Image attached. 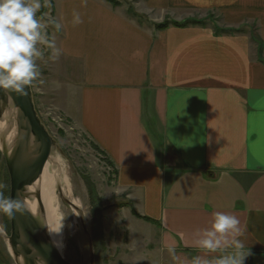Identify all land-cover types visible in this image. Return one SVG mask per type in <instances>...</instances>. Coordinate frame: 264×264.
<instances>
[{
  "label": "crops",
  "instance_id": "obj_1",
  "mask_svg": "<svg viewBox=\"0 0 264 264\" xmlns=\"http://www.w3.org/2000/svg\"><path fill=\"white\" fill-rule=\"evenodd\" d=\"M131 1L146 24L106 0L58 1L60 57L81 64V129L135 212L158 223L130 211L134 226L156 234L160 264H175L169 248L201 254L195 233L215 212L238 217L245 264H264V0ZM73 11L82 24L70 23ZM211 13L242 32L154 28Z\"/></svg>",
  "mask_w": 264,
  "mask_h": 264
},
{
  "label": "rangeland",
  "instance_id": "obj_2",
  "mask_svg": "<svg viewBox=\"0 0 264 264\" xmlns=\"http://www.w3.org/2000/svg\"><path fill=\"white\" fill-rule=\"evenodd\" d=\"M58 1L51 0V8H42L37 15L47 13L45 19L57 20ZM119 3L127 12L133 9L131 0H119ZM195 19L207 20V27L213 29L222 25L220 17L212 13ZM141 20L140 24H146ZM252 30L258 40L256 28ZM48 31L50 35L54 33L51 27ZM54 35L58 46L61 32ZM37 63L43 83L34 82L30 86L35 110L54 141L52 155L60 158L64 173L68 175L70 197L80 207L75 210L58 196L62 215L59 229L62 256L71 264H160L155 254L156 234L134 226L133 218L130 220L132 202L126 192L118 189L115 169L94 150L93 143L80 127L76 109L81 64L62 57L51 61L47 56ZM0 191L10 197V178L1 148ZM99 226L103 233V250L101 244L94 248V229L99 230ZM0 227L4 233L0 234V264H17L5 240L11 235L10 216L0 213Z\"/></svg>",
  "mask_w": 264,
  "mask_h": 264
},
{
  "label": "clouds",
  "instance_id": "obj_3",
  "mask_svg": "<svg viewBox=\"0 0 264 264\" xmlns=\"http://www.w3.org/2000/svg\"><path fill=\"white\" fill-rule=\"evenodd\" d=\"M86 3V0H84ZM42 8H51V0H0V90L24 94L34 82L43 83L37 61H55L62 55L54 33H59L65 24L47 13L38 16ZM70 23H83L81 13L73 11ZM49 27L54 30L49 34ZM143 51L137 50L133 58L142 59ZM21 207L18 199L5 197L0 191V213L12 216ZM62 227V225H61ZM195 244L201 254L190 259L178 255L169 248L175 264H245L251 255L241 238L243 232L235 214L213 213L210 227L197 230Z\"/></svg>",
  "mask_w": 264,
  "mask_h": 264
},
{
  "label": "water",
  "instance_id": "obj_4",
  "mask_svg": "<svg viewBox=\"0 0 264 264\" xmlns=\"http://www.w3.org/2000/svg\"><path fill=\"white\" fill-rule=\"evenodd\" d=\"M8 99L19 110L16 120L17 137L11 154H8L5 142L14 127V118H10V128L1 136V151L10 178V198L21 202L20 209L10 216L9 252L17 264L19 258L23 260V264H71L51 243L43 221L24 207V201L28 197L26 188L33 186L42 176L54 141L37 115L30 86L25 89L24 94L0 90V120L4 119ZM56 191L62 201L74 207L64 197L60 185L56 186ZM34 198L41 214H44L40 193L36 192Z\"/></svg>",
  "mask_w": 264,
  "mask_h": 264
},
{
  "label": "bare ground",
  "instance_id": "obj_5",
  "mask_svg": "<svg viewBox=\"0 0 264 264\" xmlns=\"http://www.w3.org/2000/svg\"><path fill=\"white\" fill-rule=\"evenodd\" d=\"M7 106L8 107L5 110L6 113L4 119L0 121V148H3L1 141L2 133L8 131V129L10 128L9 120L10 118H14V127L5 142V147L7 148L8 154H11V150L15 144V140L17 137L16 120L19 110L12 106L11 99H8ZM66 175L64 173V168L62 167L60 158L57 155H52L51 153L40 179L33 186L26 188L28 197L24 201L25 209L34 217H37L43 221L51 243L56 247L60 254L62 253V247L60 240L61 237H59V229L62 222V215L60 214L61 206L56 191V186H61L64 197L71 201L72 205H74L73 208H75V210H78V208H80L77 202L72 200V198L70 197V181L67 177L68 175ZM36 192L40 193L41 202L44 208V214H41L38 207V202L34 198ZM0 234L4 235L1 227ZM5 240L10 251L9 239L6 238ZM18 263L23 264V260L19 258Z\"/></svg>",
  "mask_w": 264,
  "mask_h": 264
},
{
  "label": "trees",
  "instance_id": "obj_6",
  "mask_svg": "<svg viewBox=\"0 0 264 264\" xmlns=\"http://www.w3.org/2000/svg\"><path fill=\"white\" fill-rule=\"evenodd\" d=\"M137 1V0H136ZM106 2L108 4H110L111 6H113L114 8H118L121 5V3H119V0H106ZM128 14L130 16H132L133 18L135 19H138V21H142L141 19H144L145 17L143 16H140L138 14H136L134 12L133 9H129L128 10ZM212 19V18H211ZM190 26H193V27H207V20H196V19H188V20H185L184 22H175V21H170L169 19H166L163 23H160V24H156L154 25V28L156 31H164V30H167L169 29L170 27H175V28H188ZM242 32L241 30H230V29H221L219 27H216L215 28V33L217 35H234V34H237V33H240ZM260 54H262V48L260 49ZM93 148L96 152L100 153L102 156H104V158L106 160H108V162L110 163V165L112 166V168L115 169V166L113 165V163L110 161V159L106 156V154L104 152H102L100 150V148L98 146H96L94 143H93ZM115 175L117 176V172H116V169H115ZM91 195H93V193L91 192ZM130 208H131V211H132V215L134 217H136L137 219L139 220H143L144 222L146 223H149V224H152L154 226H158V223H156L155 221L149 219V218H145V217H141L139 216L135 210L133 209V204L131 203L130 204ZM95 210H98V207H95ZM98 244H101V247H102V250H103V246H104V240H103V233H102V230H101V227L99 226V230L98 229H94V248L97 249V245Z\"/></svg>",
  "mask_w": 264,
  "mask_h": 264
}]
</instances>
